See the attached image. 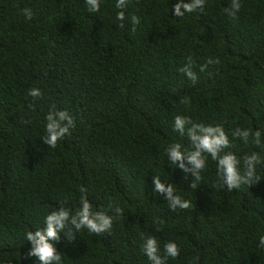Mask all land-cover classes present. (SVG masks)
I'll return each instance as SVG.
<instances>
[{"label":"trees","instance_id":"obj_1","mask_svg":"<svg viewBox=\"0 0 264 264\" xmlns=\"http://www.w3.org/2000/svg\"><path fill=\"white\" fill-rule=\"evenodd\" d=\"M116 2L90 13L85 0H0V264H39L26 255L27 233L59 207L74 215L82 195L113 217L112 229L68 224L71 241L61 231L56 243L61 264H151L147 236L161 255L178 245L167 264H264V162L257 184L228 191L210 157L194 180L166 152L191 148L173 130L180 115L223 126L225 152L264 160V0H240L235 18L231 0H205L183 17L173 14L179 0H127L126 18H140L134 31L130 19L120 27ZM189 58L195 84L180 71ZM210 58L219 63L201 72ZM53 106L74 119L55 148L42 142ZM237 127L261 130L260 142L233 139ZM155 176L191 206L171 210Z\"/></svg>","mask_w":264,"mask_h":264},{"label":"clouds","instance_id":"obj_2","mask_svg":"<svg viewBox=\"0 0 264 264\" xmlns=\"http://www.w3.org/2000/svg\"><path fill=\"white\" fill-rule=\"evenodd\" d=\"M88 11L99 12L100 0H85ZM205 0H179L173 6V14L176 17H183L185 13H193L197 10L203 11ZM115 7L120 9L116 15V19L120 22V27H124V21L130 19L135 26L140 23L138 16H131L126 18L123 9L127 7V0H117ZM183 9V11H182ZM241 9L240 0H231V4L227 9L228 13L235 18ZM26 19L32 18V11L30 8L22 10ZM219 63V60H212L211 58L206 64L200 66V71L207 69L209 64ZM185 76L194 84L198 77L192 70L191 58L180 69ZM28 95L38 98L42 92L38 88H32L28 91ZM181 103L188 104L189 100L185 96ZM46 136L42 139L43 144L55 148L57 143L61 141L69 130L74 126V119L67 111H56L54 106L46 116ZM173 130L180 134L181 137L187 134L190 142V150H182L181 144L175 143L170 145L167 149V159L170 164L175 165V168L183 170L185 173H191L194 180L200 179L201 172L206 167L207 158L210 157L212 161L216 162L217 172L222 181L221 188L226 187L228 191L239 189L242 185L249 187L257 184L262 178L256 174L257 165L264 162L258 153L246 154L242 158H238L232 152H225L224 150L231 146V141L221 125H204L193 122L188 117L177 115L174 118ZM262 136L261 130L251 132L248 129L235 128L232 132L233 139H240L245 144L249 143L250 139L253 143H259ZM154 193H159L168 202L171 210L176 209L186 210L191 205L187 200L182 199L176 195L172 184H164L160 178L155 176L153 178ZM193 186V183L191 187ZM83 192L84 190L81 189ZM116 216L123 214V209L115 207L112 209ZM45 227L36 231H29L26 235V240L30 242L31 247L26 253L27 257L35 258L39 264H61V255L57 251L56 243L60 241V232H64L66 239L71 241L72 231L69 229L65 231L68 224H71L76 231L87 229L89 233L101 235L105 232H110L113 225V217L104 211L93 212L92 205L85 195L80 197V207L71 214L70 211L64 207H59L58 210L52 211L45 217ZM259 246L264 248V236L259 238ZM142 251L151 262V264H167L169 258H176L179 255V247L175 242H168L164 245L163 255L160 253V248L155 236H147Z\"/></svg>","mask_w":264,"mask_h":264}]
</instances>
